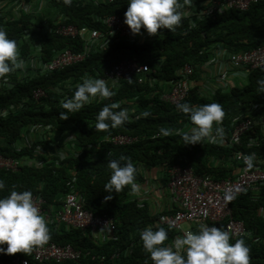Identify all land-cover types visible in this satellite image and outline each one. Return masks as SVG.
I'll list each match as a JSON object with an SVG mask.
<instances>
[{"label": "trees", "instance_id": "16d2710c", "mask_svg": "<svg viewBox=\"0 0 264 264\" xmlns=\"http://www.w3.org/2000/svg\"><path fill=\"white\" fill-rule=\"evenodd\" d=\"M35 1L41 0H0V9L2 2ZM44 1L58 11L63 23L103 32L106 29L100 19L112 15L125 16L128 8V0L111 4L100 3L99 0H71L70 4L64 0ZM212 1L215 0H192L186 9L194 13ZM1 12L0 27L9 38L17 41L25 67L9 74L7 82L0 80V113H4L0 115V156L18 160L29 158L40 163L32 167L23 165L18 172L0 169V180L5 184L0 197L8 196L15 186L17 191L30 190L33 195H41L48 207L58 205L66 193L76 190L83 196L86 209L96 214L107 213L117 223L115 239L106 240L103 236L101 241L82 230L47 223L51 236L48 242L71 245L84 254L89 253V261L95 256L97 262L104 264H151L153 262L143 248L140 232L147 226H154L162 216L173 214L175 206L158 212L149 201L132 198L127 186L119 193H113L112 200L106 201L104 198L108 193L104 191V185L111 177L108 158L130 157L138 169L136 182L139 184L147 180L145 168H161L166 182V169L176 165L191 167L197 175L223 180L235 177L234 172L239 167L235 159L237 153H254L264 159V133L257 127L231 147L206 140L202 144L185 145L182 134L191 129L192 123L187 114L179 112L177 106L163 99L165 85L177 80V72L189 64L200 76L194 74L190 77L197 84L180 104L219 103L225 112L222 127L228 134L244 119L264 118V93L257 83L264 79V69L237 68L222 60L227 53L264 47V0L252 4L247 11L226 10L197 22L193 16L184 18L175 32L158 30L157 35L146 41L141 36L147 32L142 29L134 40L125 38L102 46L81 37L56 35L52 29L58 19L46 18L48 26H45L42 21L39 24L25 17H6ZM33 30L38 34L35 41L30 35ZM67 49L88 52V57L63 70L45 72L42 69ZM128 59L138 60L142 65L149 64L155 70L150 74L155 78L154 83L140 84L136 78L131 82L122 81L115 86L114 97L92 101L78 112L67 113V120L61 118L60 113L66 112L61 101L73 95L83 77L104 79L106 72ZM31 60H35L37 69L29 66ZM216 61L221 62L213 67L217 77L204 67ZM33 70L34 74H31ZM225 71L245 73L240 79L241 85L237 86L231 79L225 81L224 77L220 80ZM201 74L206 77L201 78ZM204 80L213 82L210 94L201 90L199 84ZM38 90L46 96L34 98V92ZM112 102H119L122 108L129 110V120L115 129L96 131L97 114L105 104ZM161 128L168 129L171 134L161 135ZM28 129L36 136H32L31 144L21 146ZM116 135H129L138 140L132 145L116 146L110 141ZM252 140L255 145L249 147ZM49 149L58 150L51 154L47 151ZM231 209L233 217L245 224L247 235L241 238L250 249V264H264V186L242 192L232 201ZM224 225L218 223L215 227ZM176 237L174 229L168 230L165 244H170ZM234 242L230 239V243ZM20 254H0V260L11 261Z\"/></svg>", "mask_w": 264, "mask_h": 264}, {"label": "built area", "instance_id": "2783aa9c", "mask_svg": "<svg viewBox=\"0 0 264 264\" xmlns=\"http://www.w3.org/2000/svg\"><path fill=\"white\" fill-rule=\"evenodd\" d=\"M116 1L119 0H99L100 3L107 4ZM258 1L260 0H215L209 3L208 6L199 9V11H194V13L192 10L186 9L188 12L186 18L193 16L197 22L203 18L213 17L226 10L247 11L252 4ZM12 5L16 10H19L23 3L17 2L12 3ZM124 20L125 16L122 15H112L105 19H100L106 29L103 32L100 30H90L87 27L77 28L67 25L60 18L54 25L52 32L62 37H81L99 46L125 38L136 39V34L131 32L130 28L124 23ZM163 31L170 30L163 29ZM141 37L146 41L151 36L146 33ZM87 57L88 52H75L67 49L59 53L51 62L43 65L42 69L45 72L63 70L85 61ZM222 60L228 63L229 66L232 64L237 68L264 69V47L242 53H227L223 56ZM212 65L210 62L204 67L212 71ZM151 73H155V70L149 64L142 65L138 60L128 59L106 72L104 79L108 82L109 86L113 84L118 86L120 82L129 81L133 78H136L140 84L146 82L154 83L155 78L150 76ZM194 74L198 76L199 72H195L191 65L186 64L183 66L177 72V80L165 85L163 99L174 106L185 100L190 90L197 84L196 80L190 78ZM45 96L42 90L34 92V98L36 99ZM254 127L259 128L264 133V118L258 120L248 118L239 122L234 126L231 134L225 133L224 146L231 147L234 143H238ZM137 140L136 137L129 135H116L110 139L112 144L116 146L132 145ZM248 145L249 147H253L255 145L254 140L250 141ZM235 159L239 164V167L234 172L235 177L223 180H216L208 175H197L191 167L176 165L166 169L168 174L167 186L174 195L176 205L173 214L162 216L155 225L168 227L169 224H173L174 227L172 229L177 232V236H181L185 229L197 231L200 224L211 227L218 223H225L224 228L231 230V239L236 240L246 236L247 230L245 224L242 221L236 220L232 214L231 203L235 198L231 202L225 203L223 195L225 190L229 188L239 190L235 195L237 197L242 192L253 191L263 187L264 159L256 157L254 167L250 170H245L246 166L242 159H237V154L235 155ZM38 163L40 162H34L29 158L18 160L0 156V169L10 172L20 171L23 165L32 167L33 164ZM206 179L207 182H205ZM36 197L39 198L37 206L40 208L41 214L45 216L48 224L65 226L67 229L82 230L99 241H101V237L103 236L106 240L115 239L117 233L115 219L107 213L96 214L86 209L84 198L79 191L72 190L66 193L58 205L48 207H46V201L41 195L34 194V198ZM89 256V253L84 254L81 250H77L71 245H59L48 242L43 247L34 249L28 255L21 253L11 261L0 260V264H64L66 262H70L71 264H104L103 262H97L95 256H92L89 261ZM114 257L116 258L118 255ZM85 258L87 261H84Z\"/></svg>", "mask_w": 264, "mask_h": 264}, {"label": "clouds", "instance_id": "9594fccd", "mask_svg": "<svg viewBox=\"0 0 264 264\" xmlns=\"http://www.w3.org/2000/svg\"><path fill=\"white\" fill-rule=\"evenodd\" d=\"M64 2L70 4L71 0ZM191 2L192 0H128L124 23L133 34H140L142 29L150 36L157 35L158 30L163 29L175 32L182 19L188 16V12L182 9H186ZM24 67L25 61L20 58L17 41L9 38L8 33L0 27V80L7 82L9 74L23 70ZM257 83L264 93V79H259ZM114 88L115 85L109 86L105 79L86 75L82 78V83L76 85L73 95L61 101L62 108L66 110L60 113L61 118L67 120V113L78 112L92 101L99 102L114 97ZM177 110L187 114L192 123L191 129L182 134L185 145L202 144L205 140L213 144L224 142L222 122L225 112L219 103L199 106L182 103L177 105ZM144 115L148 114L145 112ZM95 119L96 131L115 129L129 120V110L122 108L119 102H112L105 104ZM160 134L169 136L171 132L161 128ZM237 159H242L245 170H250L254 167L256 156L254 153H237ZM107 167L111 170V177L104 185V191L108 193L104 198L106 201L112 200L113 193H119L126 186L130 187L131 194L141 191V185L136 182L138 169L130 157L108 158ZM4 187V181L0 180V190ZM238 191L232 188L225 190V203L231 202ZM38 199L34 198L32 191H17L15 186L8 196L0 197V254L28 255L48 243L51 238L50 230L45 216L37 206ZM173 227V224H169L168 230ZM168 230L163 226L150 225L140 232L143 248L150 255L153 264H250L249 247L243 238L230 243V229L200 224L197 231L185 229L181 236L166 245Z\"/></svg>", "mask_w": 264, "mask_h": 264}, {"label": "crops", "instance_id": "0c3cea01", "mask_svg": "<svg viewBox=\"0 0 264 264\" xmlns=\"http://www.w3.org/2000/svg\"><path fill=\"white\" fill-rule=\"evenodd\" d=\"M1 4V3H0ZM1 10H2V14L5 15L6 17H10V16H14V17H25L31 20H38V21H42L44 25H47L45 22L47 19L50 20H57L60 19V14L58 13V11L54 8H52L51 5H49L46 1L41 0V2L36 1V3L34 4V2L32 3H23L22 7L19 10H16L14 8V6L10 3L7 4V2H2L1 5ZM47 18V19H46ZM43 25V26H44ZM31 39L32 41L37 40L38 38V34L36 31H32L31 32ZM221 56V55H220ZM217 59V57L215 58V60ZM218 59H220V57H218ZM213 60V61H215ZM217 62V63H216ZM216 62H212V73L214 74L215 77H217V73L215 72V68L216 66H219L221 64V62L216 61ZM28 63V62H27ZM33 65L35 69H37V64L35 63V60H31L29 62V66ZM215 65V68H213ZM28 66V67H29ZM209 72V71H208ZM31 74H34V70L33 72L31 71ZM245 76V73H243ZM203 74H201L202 76ZM243 76V77H244ZM202 78V77H201ZM205 78V77H204ZM223 79V78H222ZM227 81H231L229 79V77L225 78ZM207 84L204 85L205 80L200 83L199 85L202 87V92L206 93V94H210V90L212 89V84L213 82L206 80ZM29 131L32 132V130L26 131V136L25 138L22 139V141L20 142V145H29L33 142L32 136H30ZM20 145H17V147H20ZM58 150V149H57ZM57 150H47L48 153L50 152L51 154H54ZM63 152V151H62ZM161 168H145L144 173L146 176V181L141 185V191L138 194H132L131 197L134 198H138L139 200L143 201H149L152 206L153 209L157 210L158 212H160L163 208H171L174 207L176 204L174 202V198L171 195L168 186H167V182L165 180V173L163 171H161Z\"/></svg>", "mask_w": 264, "mask_h": 264}, {"label": "rangeland", "instance_id": "374dc122", "mask_svg": "<svg viewBox=\"0 0 264 264\" xmlns=\"http://www.w3.org/2000/svg\"><path fill=\"white\" fill-rule=\"evenodd\" d=\"M38 2H41V1H38ZM36 3V1L34 2V4ZM36 20V19H35ZM36 22L37 23H41L40 21H38V20H36ZM152 37V36H151ZM204 76V74L201 76V77H203ZM244 76V74L243 73H240V74H238V73H226V71L225 72H223V74H222V76L220 77V80H222V77H224V78H226V77H229V78H231V80H234L235 82H236V85L238 86V85H241V82H240V79L242 78ZM204 77H206V76H204ZM219 80V81H220ZM225 81H227V80H225ZM214 83H216V82H214ZM207 84V81L205 80V83H204V85H206ZM216 84H218V83H216ZM28 131V130H27ZM29 135L30 136H36V134L35 133H33V132H31V131H29ZM65 140H66V138H65Z\"/></svg>", "mask_w": 264, "mask_h": 264}]
</instances>
